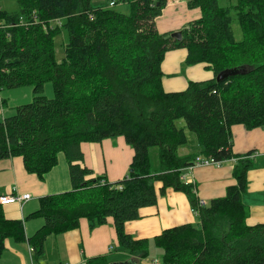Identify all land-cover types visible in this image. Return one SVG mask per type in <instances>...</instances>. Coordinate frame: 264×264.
Returning <instances> with one entry per match:
<instances>
[{
    "label": "trees",
    "instance_id": "obj_1",
    "mask_svg": "<svg viewBox=\"0 0 264 264\" xmlns=\"http://www.w3.org/2000/svg\"><path fill=\"white\" fill-rule=\"evenodd\" d=\"M17 1L19 11L0 10V89L33 86L34 95L0 120V160L21 156L26 171L43 179L64 153L72 189L40 198L27 218L44 222L31 236L25 220L7 218L0 203V257L14 239L29 244L36 264H49L50 235L80 227L83 218L94 228L111 217L119 244L142 259L155 245L164 251L161 264H264V223L247 222L243 198L254 153H234L232 132L236 124L264 128V0H186L201 16L182 30L181 40L155 26L168 0ZM63 31L68 40L60 61L56 38ZM176 48L186 50V65L205 64L213 77L166 90L163 63ZM227 68L246 71L218 81ZM48 82L53 96L46 94ZM181 118L196 133L197 153H180L189 141L177 125ZM117 136L134 149L129 175L116 182L88 178L93 169L79 163L83 144ZM153 146H159L157 168ZM197 155L236 165V182L204 207L196 186L181 179ZM157 181L162 193L184 191L197 221L136 239L126 222L158 202ZM87 264H108L107 255L89 257Z\"/></svg>",
    "mask_w": 264,
    "mask_h": 264
},
{
    "label": "crops",
    "instance_id": "obj_2",
    "mask_svg": "<svg viewBox=\"0 0 264 264\" xmlns=\"http://www.w3.org/2000/svg\"><path fill=\"white\" fill-rule=\"evenodd\" d=\"M200 16L201 9L189 8L186 0H168L162 14L156 17L155 26L161 33L182 31ZM185 60V49L176 48L167 53L163 63L166 90H183L191 80L213 77V71L205 64L188 66ZM27 92L21 97L18 91L0 89V120L11 115L8 109L14 113V100H28L32 97L30 89ZM232 132L234 153L239 155L249 151L254 153L252 158L255 165L248 172V190L243 197L249 207L247 222L251 225L264 223V128L248 129L242 124H236L232 127ZM83 149L85 158L79 163L93 169L88 178L104 176L109 182H116L129 175L134 149L123 136L110 137L101 142H86ZM181 149H179L181 154L189 153L182 152ZM234 165L235 162H225L219 167L198 166L187 172V179L194 182L199 198L210 201L224 196L228 187L236 182L233 175ZM161 187L162 182L157 181L158 202L142 207L138 219L126 222V231L136 239H151L167 228L197 221L196 215L191 211L190 199L184 191L167 188L165 193H162ZM71 189L69 167L63 154H60L59 164L46 173L43 179L26 171L21 156L0 160V196L31 194V199L23 203L13 202L4 205L7 218L25 220L27 236H31L43 225L42 218H27L31 212L39 208L40 198ZM83 219L80 227L47 238L45 255L49 264H87L89 257L103 254L107 255L108 264H119L120 261L143 264L144 259L133 256L119 244L111 217L106 224L94 228ZM114 242L123 248L115 255L112 253ZM0 264L36 263L28 243L8 239L7 248L0 257Z\"/></svg>",
    "mask_w": 264,
    "mask_h": 264
},
{
    "label": "rangeland",
    "instance_id": "obj_3",
    "mask_svg": "<svg viewBox=\"0 0 264 264\" xmlns=\"http://www.w3.org/2000/svg\"><path fill=\"white\" fill-rule=\"evenodd\" d=\"M106 1L107 0H93L94 4L104 3ZM120 9L124 10V11L128 10V8L126 6H123V5L120 6ZM0 10H6V11H9V12H16V11L20 10V6H19V3H18L17 0H0ZM233 27H234V31H235L236 37L238 39L243 38L242 28H241L239 22L236 19H234ZM67 40H68V35H67L66 31H63V33H61L56 38V41H57V47H56L57 57H58V60H60V61L65 56V52H64L63 46L65 44V41L67 42ZM28 89H30V96L33 97V95H34L33 94V86H24V87L15 88V89H4V90L18 91V95L21 96V97H24L26 95V93H28L27 92ZM45 89L47 91L46 94L48 96H53L54 95L53 94V85H52L51 82H48V83L45 84ZM175 91H177V90H175ZM32 97H30L28 100L27 99L14 100L15 101V102H13L14 113H15V110H16V106L30 102L32 100ZM8 112H9V114L12 115V111L10 109H8ZM177 125H178V127H182V128H184L186 130V132L188 134V139H189L187 145L182 147V149H181L182 152H185V153L186 152H196V153L199 152L201 150V148L199 146V142L197 140L196 133L191 131L188 128L187 123H186V121L183 118H181V119H179L177 121ZM62 154L64 155V153H62ZM150 155H151L152 165L155 168L159 167V165H160V163H159V146H153L150 149ZM23 202L24 201H22L20 203H23ZM83 220L89 222L86 218L83 219ZM192 223H194V222H192ZM113 246H114V250L112 251V253L114 255L118 251H121L123 249V248H121V246L117 242H114ZM116 248H117V250H116ZM112 253H110V254H112ZM163 254H164V251H163L162 248H160L158 246H155V245H152L151 248H150L148 257H146L144 260H142V262H143V264H153L154 260H158V263H156V264H161V261L163 259ZM120 262H122V261H120ZM119 264H121V263H119ZM122 264H124V263H122Z\"/></svg>",
    "mask_w": 264,
    "mask_h": 264
},
{
    "label": "built area",
    "instance_id": "obj_4",
    "mask_svg": "<svg viewBox=\"0 0 264 264\" xmlns=\"http://www.w3.org/2000/svg\"><path fill=\"white\" fill-rule=\"evenodd\" d=\"M235 161V159H233ZM223 161L220 160H216L214 157L212 156H204V155H197L194 159V162L192 164H190L189 166H187V168H184L181 174V179L185 180L186 182H189L187 179V172L191 171L192 169H194L195 167L198 166H221L223 165ZM191 183H193L191 181ZM31 198L30 194H25L23 196H20L18 199L22 202V201H26L28 199ZM14 198L11 197H3V201L4 202H9L11 200H13ZM199 205L204 207L207 205V201L205 199H199ZM191 211L193 213H195V210L192 208ZM155 263H158V260H154Z\"/></svg>",
    "mask_w": 264,
    "mask_h": 264
},
{
    "label": "water",
    "instance_id": "obj_5",
    "mask_svg": "<svg viewBox=\"0 0 264 264\" xmlns=\"http://www.w3.org/2000/svg\"><path fill=\"white\" fill-rule=\"evenodd\" d=\"M171 36L178 39V40H181L183 37V31H181V30L174 31V32H172ZM245 71H246V69H244V68H241V69H239V68H227V69L222 70L217 75V80L221 81V80H224L228 76L235 75L237 73H242Z\"/></svg>",
    "mask_w": 264,
    "mask_h": 264
},
{
    "label": "bare ground",
    "instance_id": "obj_6",
    "mask_svg": "<svg viewBox=\"0 0 264 264\" xmlns=\"http://www.w3.org/2000/svg\"><path fill=\"white\" fill-rule=\"evenodd\" d=\"M124 3V2H123ZM167 54V53H166ZM201 63V62H200ZM192 65V64H191ZM212 67V66H211ZM218 75V74H217ZM198 80V79H197ZM246 157V156H245ZM244 157V158H245ZM249 157V156H248ZM250 159H251V157H250ZM247 160V159H246ZM252 160V159H251ZM248 162V161H247ZM236 166V165H235ZM235 169V168H234ZM26 194H30V193H26ZM23 195H25V194H10V195H1L0 196V203L2 204V205H6V204H8V203H13V202H21L18 198L20 197V196H23ZM31 195V194H30ZM3 197H11V198H14L13 200H11V201H9V202H4L2 199H3ZM121 264L122 263H124V264H131V263H129V261H124V262H120Z\"/></svg>",
    "mask_w": 264,
    "mask_h": 264
}]
</instances>
